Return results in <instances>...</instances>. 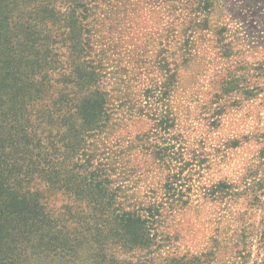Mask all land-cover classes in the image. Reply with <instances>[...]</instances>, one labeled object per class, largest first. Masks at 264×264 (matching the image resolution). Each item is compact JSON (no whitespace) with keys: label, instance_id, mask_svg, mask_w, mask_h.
Wrapping results in <instances>:
<instances>
[{"label":"rangeland","instance_id":"1","mask_svg":"<svg viewBox=\"0 0 264 264\" xmlns=\"http://www.w3.org/2000/svg\"><path fill=\"white\" fill-rule=\"evenodd\" d=\"M3 78L6 140L21 109L104 219L133 215L119 259L264 264V0H0Z\"/></svg>","mask_w":264,"mask_h":264},{"label":"trees","instance_id":"2","mask_svg":"<svg viewBox=\"0 0 264 264\" xmlns=\"http://www.w3.org/2000/svg\"><path fill=\"white\" fill-rule=\"evenodd\" d=\"M8 83L6 78L0 81V133L4 131L0 137V264H137L112 252L123 247L120 232L128 231L133 215L104 219L106 206L116 210L105 203L112 200L74 187L75 176L62 171L60 161L43 151L37 127L23 123L26 115L21 109L13 113L17 121L9 133L16 140H6L5 116L11 112L5 97ZM24 95L20 90L18 102ZM55 191L73 198L76 207H64L62 213L50 209L47 194ZM5 227L13 235H2ZM18 234L25 235L20 240Z\"/></svg>","mask_w":264,"mask_h":264}]
</instances>
